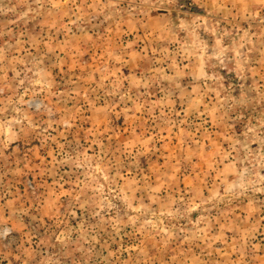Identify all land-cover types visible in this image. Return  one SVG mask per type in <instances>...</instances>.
<instances>
[{
	"label": "rangeland",
	"instance_id": "obj_1",
	"mask_svg": "<svg viewBox=\"0 0 264 264\" xmlns=\"http://www.w3.org/2000/svg\"><path fill=\"white\" fill-rule=\"evenodd\" d=\"M264 0H0V264H264Z\"/></svg>",
	"mask_w": 264,
	"mask_h": 264
},
{
	"label": "built area",
	"instance_id": "obj_2",
	"mask_svg": "<svg viewBox=\"0 0 264 264\" xmlns=\"http://www.w3.org/2000/svg\"><path fill=\"white\" fill-rule=\"evenodd\" d=\"M257 14L264 16V8L257 10ZM262 23H264V21H262Z\"/></svg>",
	"mask_w": 264,
	"mask_h": 264
}]
</instances>
